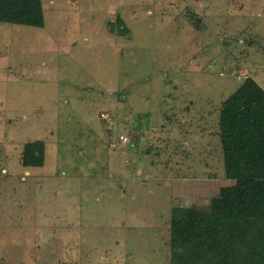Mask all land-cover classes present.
Instances as JSON below:
<instances>
[{
  "label": "rangeland",
  "instance_id": "374dc122",
  "mask_svg": "<svg viewBox=\"0 0 264 264\" xmlns=\"http://www.w3.org/2000/svg\"><path fill=\"white\" fill-rule=\"evenodd\" d=\"M41 2L0 22V264H170L172 209L233 184L219 109L264 90V0Z\"/></svg>",
  "mask_w": 264,
  "mask_h": 264
},
{
  "label": "trees",
  "instance_id": "16d2710c",
  "mask_svg": "<svg viewBox=\"0 0 264 264\" xmlns=\"http://www.w3.org/2000/svg\"><path fill=\"white\" fill-rule=\"evenodd\" d=\"M0 22L43 28L41 0H0ZM125 30V28H124ZM225 179L205 212L172 209L170 264H264V90L246 78L219 109ZM45 143L25 144L24 167H42Z\"/></svg>",
  "mask_w": 264,
  "mask_h": 264
},
{
  "label": "built area",
  "instance_id": "2783aa9c",
  "mask_svg": "<svg viewBox=\"0 0 264 264\" xmlns=\"http://www.w3.org/2000/svg\"><path fill=\"white\" fill-rule=\"evenodd\" d=\"M120 140H121L122 142H128V139H127L126 136H121V137H120Z\"/></svg>",
  "mask_w": 264,
  "mask_h": 264
},
{
  "label": "flooded vegetation",
  "instance_id": "af4514ba",
  "mask_svg": "<svg viewBox=\"0 0 264 264\" xmlns=\"http://www.w3.org/2000/svg\"><path fill=\"white\" fill-rule=\"evenodd\" d=\"M127 139H128V142H125V143H131V142H130V138L127 137ZM121 142H122V141H121ZM28 143H29V142H28ZM23 167H24V166H23ZM25 168H30V167H25ZM35 168H40V167H35Z\"/></svg>",
  "mask_w": 264,
  "mask_h": 264
},
{
  "label": "crops",
  "instance_id": "0c3cea01",
  "mask_svg": "<svg viewBox=\"0 0 264 264\" xmlns=\"http://www.w3.org/2000/svg\"><path fill=\"white\" fill-rule=\"evenodd\" d=\"M120 136H123V135H120Z\"/></svg>",
  "mask_w": 264,
  "mask_h": 264
}]
</instances>
